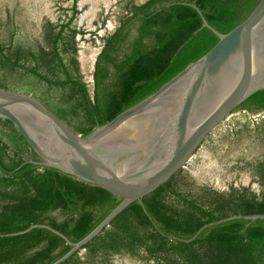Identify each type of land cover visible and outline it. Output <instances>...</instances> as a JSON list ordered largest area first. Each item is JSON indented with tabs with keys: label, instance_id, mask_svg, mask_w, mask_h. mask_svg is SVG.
<instances>
[{
	"label": "trees",
	"instance_id": "trees-1",
	"mask_svg": "<svg viewBox=\"0 0 264 264\" xmlns=\"http://www.w3.org/2000/svg\"><path fill=\"white\" fill-rule=\"evenodd\" d=\"M78 0L56 14L0 0V86L29 92L73 131L84 134L153 91L208 49L256 0H117L120 10L99 35L90 85L77 57L86 30L75 21ZM104 22V19H101ZM94 34L95 30H89ZM217 134V135H216ZM257 142L231 170L247 182L222 187L181 165L138 199L128 201L97 233L56 264H264V85L242 98L195 148L214 138ZM15 125L0 117V264H47L90 230L120 196L42 163ZM35 225L26 230L28 225ZM18 231V232H15Z\"/></svg>",
	"mask_w": 264,
	"mask_h": 264
},
{
	"label": "water",
	"instance_id": "water-1",
	"mask_svg": "<svg viewBox=\"0 0 264 264\" xmlns=\"http://www.w3.org/2000/svg\"><path fill=\"white\" fill-rule=\"evenodd\" d=\"M209 26L216 41L153 91L124 107L84 134L73 131L29 92L0 86V117L9 119L40 157L120 196L84 235L70 240L56 264L107 224L128 201L138 199L183 165L205 135L247 94L264 85V0L224 32ZM264 217V212L230 214ZM35 225H28L23 231ZM15 231V232H18Z\"/></svg>",
	"mask_w": 264,
	"mask_h": 264
},
{
	"label": "rangeland",
	"instance_id": "rangeland-1",
	"mask_svg": "<svg viewBox=\"0 0 264 264\" xmlns=\"http://www.w3.org/2000/svg\"><path fill=\"white\" fill-rule=\"evenodd\" d=\"M69 0H62L67 4ZM59 0H20V9L34 15L48 14L54 16ZM81 11L76 16V23L81 25L86 32L78 38L77 57L83 77L90 85L93 59L98 50L101 35L110 29L116 21V13L120 10L117 0H78ZM104 19V22H101ZM94 29L91 35L89 30ZM217 135V134H216ZM262 150L257 142L242 139L214 138L211 144H202L195 153L184 163L191 173L197 178L207 179L214 185L222 187L225 182L235 177V180L247 182L249 177L244 171L231 170L230 165L238 158H249ZM132 264H140L134 261Z\"/></svg>",
	"mask_w": 264,
	"mask_h": 264
}]
</instances>
